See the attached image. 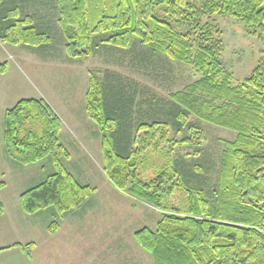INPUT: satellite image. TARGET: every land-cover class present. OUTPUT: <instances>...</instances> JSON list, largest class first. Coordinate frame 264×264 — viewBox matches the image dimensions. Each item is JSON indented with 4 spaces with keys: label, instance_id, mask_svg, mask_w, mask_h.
Segmentation results:
<instances>
[{
    "label": "trees",
    "instance_id": "trees-1",
    "mask_svg": "<svg viewBox=\"0 0 264 264\" xmlns=\"http://www.w3.org/2000/svg\"><path fill=\"white\" fill-rule=\"evenodd\" d=\"M45 1L53 0H6L5 7L0 0V41L36 48L48 44L46 33L30 26L27 18L18 19L17 8ZM55 2L69 58L91 56L96 37L106 36L102 42L119 50H128L138 40L152 53L187 65L200 75L199 80L171 95V106L160 112L161 119L156 111L153 117L138 107L146 120L137 119V123L133 116L136 89L131 90L116 73H106L103 81L90 75L85 109L101 127L106 178L117 190L156 208L161 215L155 231L145 227L135 232L138 246L151 256L153 264H264V55L251 74L234 86L232 75L223 69L222 41L202 24L203 18L217 15L264 32V0ZM183 27L188 30L180 31ZM189 116L236 134L233 140L222 142L212 200L200 186L189 185L195 177L182 170L168 152L158 153L161 163L142 156L154 129H163L161 138L169 143L167 129L179 132ZM60 131L58 115L43 99L20 100L4 114L3 142L12 160L28 165L51 156L53 161L54 173L20 196L25 214L49 207L76 209L93 192L61 164L60 158L69 155L59 143ZM195 135L180 144L201 145L202 133L196 131ZM149 163L159 173L145 183L136 171ZM178 189L186 195L180 205L163 207Z\"/></svg>",
    "mask_w": 264,
    "mask_h": 264
},
{
    "label": "rangeland",
    "instance_id": "rangeland-1",
    "mask_svg": "<svg viewBox=\"0 0 264 264\" xmlns=\"http://www.w3.org/2000/svg\"><path fill=\"white\" fill-rule=\"evenodd\" d=\"M1 1L7 6V2H3L6 0ZM17 8L18 19L27 18L28 24L46 33L50 41L40 48L0 41V70L4 71L0 72V203L3 206L0 251L21 242L17 247L28 255L32 252L34 264H153L151 256L138 246L134 234L145 227L155 231L160 212L117 190L106 178L101 127L87 116L85 109L87 87L91 74H96L101 81L106 73L118 74L126 86L136 89L133 116L137 123V119L146 120L142 112L138 113L139 109L150 111L153 117L156 111L155 115L161 119L160 112L171 106V95L199 80L200 75L187 65L152 53L138 40L128 50L107 46L102 42L106 36L99 40L96 37L91 56L71 59L65 50L55 0ZM202 24H207L222 41L223 69L232 75V84L236 86L262 59L264 32L237 19L217 15L203 18ZM25 99H43L58 115L61 121L59 143L69 155L60 158L61 164L81 186L93 190L76 209L62 211L49 207L33 215L21 210L20 196L54 173L51 156L24 165L12 160L6 152L4 114ZM148 118L153 119L152 115ZM185 123L179 132L171 127L167 129L169 143L161 138L163 129H154V137L142 156L147 161L161 163L163 160L158 153L168 152L182 170L195 177L189 185L200 186L198 188L212 200L222 142L233 140L236 134L194 116H189ZM196 131L202 133L201 145L180 144L192 135L193 139L197 137ZM145 133L140 132L138 136L143 137ZM156 173L159 172L151 163L136 171L145 183L154 180ZM183 197H186L183 191L175 190L163 202V207H177Z\"/></svg>",
    "mask_w": 264,
    "mask_h": 264
},
{
    "label": "crops",
    "instance_id": "crops-1",
    "mask_svg": "<svg viewBox=\"0 0 264 264\" xmlns=\"http://www.w3.org/2000/svg\"><path fill=\"white\" fill-rule=\"evenodd\" d=\"M21 244V242H16L15 246H12L4 251H0V264H34L32 252L28 255L25 250H21L17 247V245Z\"/></svg>",
    "mask_w": 264,
    "mask_h": 264
}]
</instances>
